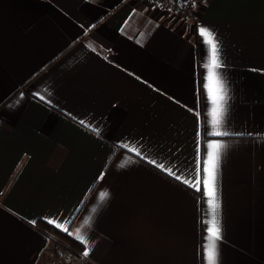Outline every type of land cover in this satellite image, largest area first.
<instances>
[{
  "label": "crops",
  "instance_id": "0c3cea01",
  "mask_svg": "<svg viewBox=\"0 0 264 264\" xmlns=\"http://www.w3.org/2000/svg\"><path fill=\"white\" fill-rule=\"evenodd\" d=\"M201 27L220 128L245 135L210 134ZM209 143L227 146L216 264H264V0H205L193 21L147 0H0V264L68 243L86 264H207Z\"/></svg>",
  "mask_w": 264,
  "mask_h": 264
},
{
  "label": "snow or ice",
  "instance_id": "6c2138e0",
  "mask_svg": "<svg viewBox=\"0 0 264 264\" xmlns=\"http://www.w3.org/2000/svg\"><path fill=\"white\" fill-rule=\"evenodd\" d=\"M200 35L202 38H204V42L207 46H209V52L210 56L206 57V66H207V77L206 79L209 82L208 91L209 96L213 104V108L211 111V123L215 131L210 133L211 135L215 136H229V135H245L244 133L234 134L230 133L228 130H221L220 126L223 122V116L226 112L225 109V103H226V90L223 87V84L220 80V74L217 73L216 69H219L221 67V61L219 57V48L218 43L216 41L215 35L210 30L201 27L199 29ZM215 83L216 90L215 93H213V89L211 87V84ZM250 135V134H249ZM129 151H134L136 149L135 145H124ZM227 146L225 144L221 143H209L207 145V154L206 159L204 161V167L203 172L205 173V178L203 180L204 188H205V194L209 197L208 204H209V211L211 213V219L207 221L209 224V227L207 229L208 236L206 237L208 243L205 244V254H206V260L207 264H216L217 262V256H218V241L222 238L221 233V227L219 224V219L217 216V208H218V202L216 198V188H215V180H216V171L218 168L221 151L222 149H225ZM139 155L140 153L137 151L136 153ZM123 166V165H121ZM160 167H163V165H160ZM199 168V165H198ZM171 174V172H170ZM179 179V177H176ZM186 183H191L190 181H185ZM200 180L196 179V184H199ZM197 191H199V188H197ZM107 196V193H101L100 194V200L103 201L105 197ZM96 209L95 207L91 209L92 213H95ZM92 217L88 216L85 218V225L89 224L91 222ZM51 223V221H49ZM79 229L77 230V238L80 240L82 244L85 245V251L83 252V255L87 257L89 255L91 242L87 240L85 236H82L79 234Z\"/></svg>",
  "mask_w": 264,
  "mask_h": 264
},
{
  "label": "built area",
  "instance_id": "2783aa9c",
  "mask_svg": "<svg viewBox=\"0 0 264 264\" xmlns=\"http://www.w3.org/2000/svg\"><path fill=\"white\" fill-rule=\"evenodd\" d=\"M152 6L182 21H193L205 0H147ZM46 264H86L84 258L67 245H61Z\"/></svg>",
  "mask_w": 264,
  "mask_h": 264
},
{
  "label": "trees",
  "instance_id": "16d2710c",
  "mask_svg": "<svg viewBox=\"0 0 264 264\" xmlns=\"http://www.w3.org/2000/svg\"><path fill=\"white\" fill-rule=\"evenodd\" d=\"M42 226H44L45 228H47L44 224H42ZM48 229V228H47ZM68 245L72 248V243H68Z\"/></svg>",
  "mask_w": 264,
  "mask_h": 264
},
{
  "label": "rangeland",
  "instance_id": "374dc122",
  "mask_svg": "<svg viewBox=\"0 0 264 264\" xmlns=\"http://www.w3.org/2000/svg\"><path fill=\"white\" fill-rule=\"evenodd\" d=\"M194 19H195V18H194ZM194 19H193V20H194ZM61 245H62V244H61ZM66 245L69 246L68 244H66ZM69 247H70V246H69ZM72 249H73V248H72ZM74 250H75V249H74Z\"/></svg>",
  "mask_w": 264,
  "mask_h": 264
}]
</instances>
